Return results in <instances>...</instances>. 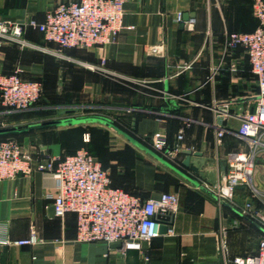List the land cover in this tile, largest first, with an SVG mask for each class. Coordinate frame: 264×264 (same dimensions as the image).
<instances>
[{"label": "crops", "instance_id": "0c3cea01", "mask_svg": "<svg viewBox=\"0 0 264 264\" xmlns=\"http://www.w3.org/2000/svg\"><path fill=\"white\" fill-rule=\"evenodd\" d=\"M69 1L0 0V19L43 22L48 11ZM125 11L128 27L108 46L59 51L28 28L27 45L1 47L0 75L20 70L23 79L42 82L43 92L40 106L27 114L8 112L0 93V140L14 138L38 159L84 148L117 188L142 199L178 194L174 232L159 235L147 249L141 243L125 252L117 244L79 242L76 214L57 217L53 211L55 177L37 171L0 181V239H27L33 231L39 239L0 245V264H233L258 251L264 229L205 187L226 175L231 155L248 151L237 135L239 117L255 110L259 87L245 50L226 52L224 43L228 33L258 27L252 1L128 0ZM103 61L106 71L89 67ZM87 104L111 116L126 111L125 122L140 138L166 136L171 148H180L177 163L135 144L109 116L71 110ZM184 151L192 152L197 171L183 165ZM254 182L264 191V157L256 162ZM248 200L247 190L236 191L237 203Z\"/></svg>", "mask_w": 264, "mask_h": 264}, {"label": "built area", "instance_id": "2783aa9c", "mask_svg": "<svg viewBox=\"0 0 264 264\" xmlns=\"http://www.w3.org/2000/svg\"><path fill=\"white\" fill-rule=\"evenodd\" d=\"M127 1L63 2L48 11L43 22L31 19L19 23L0 19V49L6 43L27 45L24 33L28 28L39 31L44 40L56 44L59 51L108 46L115 43L120 33L128 27L125 25ZM251 1L258 27L250 33H228L224 43L226 52L238 48L245 50L257 78L259 93L255 110L239 117L237 129V135L246 142L248 151L231 155L227 160L226 175L215 186L205 187L220 203L227 202L264 229V191L257 189L254 182L256 162L264 157V0ZM177 20L184 22L182 13L178 14ZM193 22V19L188 21L189 24ZM208 36H211L210 32ZM104 64L105 61L101 66L89 67L94 71H106ZM0 93L9 112H26L34 109L39 101L42 85L38 81L24 80L18 70L10 75H0ZM224 132L223 129L219 130V139ZM183 134V130L180 131L179 140ZM147 140L155 152L177 163L178 145L171 148L168 138L159 134ZM85 141H89V135H86ZM37 171L55 177L57 190L52 196L55 215L64 217L68 213L76 214L79 242L119 244L121 251L125 252L130 248H140L141 243L158 237L163 224L168 226L167 234L174 232L173 224L179 210L178 194L163 193L159 198L142 199L117 188L113 186L110 172L84 148L64 157L38 159L24 151L15 139L0 141V181L20 175L28 176ZM240 188L249 192L250 200L244 203L235 201L236 191ZM38 242L34 231L27 239H0V245L25 246ZM233 264H264V236L255 254L236 257Z\"/></svg>", "mask_w": 264, "mask_h": 264}, {"label": "rangeland", "instance_id": "374dc122", "mask_svg": "<svg viewBox=\"0 0 264 264\" xmlns=\"http://www.w3.org/2000/svg\"><path fill=\"white\" fill-rule=\"evenodd\" d=\"M18 45H20V44H18ZM21 46H23V45H21ZM18 71V70H17ZM20 75H21V72H20ZM25 80V79H24ZM34 81H37V80H34ZM38 82H40V81H38ZM41 83V82H40ZM42 85V84H41ZM42 92H43V87H42ZM41 98H42V93H41V97H40V99H39V101L41 100ZM38 101V102H39ZM36 103L35 105H34V109H32L31 111H26V112H16L15 114H19V113H31L33 110H35L36 108H38L39 106H40V104L39 103ZM72 106H76V108L75 107H72V111L73 112H77V109H79V108H84L86 111V113L87 114H89V115H94V114H96V115H99L100 116V114L101 115H107V116H109L110 118H111V120L112 121H118V119H124V116H123V114H125L126 115V111L125 112H123V111H115V114H112V116H111V114H110V110H109V112L107 111V110H105V109H95V107L96 106H100V105H96V104H87V105H72ZM74 108V109H73ZM8 110V109H7ZM9 112V111H8ZM10 113H12V112H10ZM132 117V116H131ZM125 121V120H124ZM130 127H133V126H131L130 125ZM128 129V128H127ZM130 130H132L131 128H130ZM88 135V134H87ZM14 139V138H13ZM163 159V158H162ZM166 161V160H165ZM168 162V161H167Z\"/></svg>", "mask_w": 264, "mask_h": 264}, {"label": "trees", "instance_id": "16d2710c", "mask_svg": "<svg viewBox=\"0 0 264 264\" xmlns=\"http://www.w3.org/2000/svg\"><path fill=\"white\" fill-rule=\"evenodd\" d=\"M65 50H68V49H65ZM42 84V82H41ZM42 87H43V84H42ZM42 99V98H41ZM39 104L41 103V100L38 102ZM112 124H114L116 127H118L122 132H124L125 134H127L128 136L132 137L134 140H136L140 145H142L143 147H146V148H149L151 150H153L151 144L149 143V141L147 140V138H140L137 136L136 134V130H135V127H130V124L128 125L124 119H118V121H112L111 122ZM128 128V129H127ZM130 128L132 130H130ZM89 137H90V134L88 133ZM7 139H11V138H7ZM7 139H3V140H7ZM13 139V138H12ZM1 141V140H0ZM85 141V140H84ZM90 141V140H89ZM88 143V142H86ZM154 151V150H153ZM77 152V151H76ZM75 152V153H76ZM90 152V151H89ZM155 152V151H154ZM91 153V152H90ZM157 153V152H155ZM74 154V153H73ZM92 154V153H91ZM158 154V153H157ZM72 155V154H70ZM161 158L165 159L162 155L158 154ZM167 160V159H166ZM112 178V177H111ZM113 181V180H112ZM229 205V204H228ZM237 210V209H235ZM238 211V210H237ZM239 212V211H238ZM246 217V216H245ZM247 219H249L248 217H246ZM251 220V219H249ZM252 221V220H251ZM254 222V221H253ZM256 223V222H255ZM260 226V225H259Z\"/></svg>", "mask_w": 264, "mask_h": 264}, {"label": "water", "instance_id": "95a60500", "mask_svg": "<svg viewBox=\"0 0 264 264\" xmlns=\"http://www.w3.org/2000/svg\"><path fill=\"white\" fill-rule=\"evenodd\" d=\"M187 18H189V16H188ZM130 139H131L135 144L140 145V144H139L136 140H134L133 138H130ZM183 153L186 155V159L184 160L183 165L186 166V167H190V168L194 169L195 171H197L198 169H197L196 167H194V166L190 163V159H191L192 152H190V151H184ZM158 157H159V156H158ZM160 159H161L162 161H165V160L162 159L161 157H160ZM165 162H166V161H165ZM217 199H218V198H217ZM222 203L225 204V205H228L227 202H224V201H223ZM53 211H54V209H53ZM160 218H163L164 220H168V219H169V217H160ZM167 232H168V226L165 225V224L161 225V227H160V235H166ZM117 246H120V245L117 244ZM142 247H143L144 249H147V248H148V242H143V243H142Z\"/></svg>", "mask_w": 264, "mask_h": 264}]
</instances>
